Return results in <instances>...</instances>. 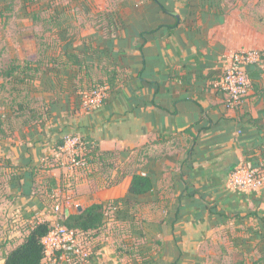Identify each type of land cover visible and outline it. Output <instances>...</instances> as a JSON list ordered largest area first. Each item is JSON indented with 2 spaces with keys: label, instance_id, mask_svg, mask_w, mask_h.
<instances>
[{
  "label": "crops",
  "instance_id": "crops-1",
  "mask_svg": "<svg viewBox=\"0 0 264 264\" xmlns=\"http://www.w3.org/2000/svg\"><path fill=\"white\" fill-rule=\"evenodd\" d=\"M60 2L59 13L76 8L91 17L84 18L85 26L94 22L73 46L88 45L93 37L92 54L86 49L96 71L91 79H103L111 61L119 74L103 105L89 109L81 97L87 89L75 92L74 71L47 64L36 74V92L29 98L39 105L31 108L47 105L49 115L40 121L31 115L26 125L12 112V100L21 98L0 100V121L8 120L10 133L0 135V168L9 178L8 210L23 218L17 223L23 239L32 223L55 219L53 206L61 200L66 217L94 204H122L108 212L104 227L89 233L92 264H214L216 249L262 247L264 195L234 190L230 176L246 160L264 166V69L247 68L251 89L239 110L228 106L219 84L228 56L264 50V1ZM23 5L29 11L24 22H34L44 4L24 0L17 9ZM6 7L0 0V15ZM102 12L113 20L105 34L100 27L106 23L98 20ZM1 40L0 70L7 57L28 58L20 48L12 56V42ZM61 50L66 49L35 46L34 53ZM6 84L0 77V92ZM69 135L113 153V168L97 167L93 175L71 171L59 145ZM135 175L148 177L153 189L131 195Z\"/></svg>",
  "mask_w": 264,
  "mask_h": 264
},
{
  "label": "trees",
  "instance_id": "trees-1",
  "mask_svg": "<svg viewBox=\"0 0 264 264\" xmlns=\"http://www.w3.org/2000/svg\"><path fill=\"white\" fill-rule=\"evenodd\" d=\"M34 2H40L44 4L45 0H36ZM57 2L60 3V0ZM60 4L62 5V3ZM45 6V4L42 5L41 9L45 8ZM51 6L54 7V11H56L59 5L58 3H55V0H52ZM74 10H76V8L65 9L63 12H60L59 14L54 16H58V18H60L62 14L66 15L70 13H75ZM1 13L2 11L0 9V14ZM98 20L100 21L99 25L103 23L107 24L102 25L100 27V31L104 34L106 32L109 33V29L113 21L112 14L102 12L100 15H98ZM54 38L58 40L54 41L53 43L57 45V48L52 47L49 49L59 50V48H62L66 50H61L60 53L52 56H44V58L46 59L44 62L34 59H26L24 61L14 59L10 61L7 67H4L0 70V77L10 81L13 80L15 82L19 80V82L26 83L25 85L30 86L32 89V86L36 82V74H38L44 66H47V64H52L57 68H62L65 70L72 69L74 71V76L76 79V82L74 84L75 92H81L85 89H89L90 87L95 88L97 87V84H99L98 87L107 86L109 90H113L116 88L117 76L119 73L116 71L115 63L113 61H111L110 63L113 67L112 69H110V66H107L106 68L102 69L104 76L103 79L98 80L97 83H94L95 80L91 79V70L94 68V66H92L91 63L88 61L86 49H88L90 54H92L91 48L92 44L94 43L93 37H91L88 42L91 45H87L86 43H84L85 41H83V45L77 46L75 48L73 47V45H69L70 41L73 39L72 36L68 37V33L66 30L58 29L57 35H55ZM64 45H69V47L64 48ZM85 76L87 77L86 83H84ZM12 90L16 91L15 89ZM35 90L33 92H36ZM31 91L32 90H30V92ZM12 103H14L11 105L13 114L19 113V115L16 117L21 118L20 121L25 125L30 122L29 117L31 115H34L33 119L36 121H40L43 119V116L49 115V112L46 109L47 105L40 106L39 109L31 108V106L25 108V106H23L22 103L17 102L15 98L12 100ZM7 122L8 120H6L5 122L0 121V135L5 138H8L10 136V133L7 130L6 126L8 125ZM64 143L65 141L63 140L59 145L62 147ZM86 143L87 144L85 148V158L89 166L85 168H80L75 172L91 173L90 175H93L95 172H99L93 170L98 169L97 167H99V170L102 172L105 171L106 167L107 169L113 168L114 165L113 163H111L112 159H115V155L113 153L100 152L97 148L90 145L88 142ZM61 157L64 161L66 160L64 154H61ZM44 163H46V161H44ZM152 189L153 183L148 177L142 175H135L130 186L129 193L133 196H141L149 193ZM120 207H122V204L120 202H110L108 204H94L83 211H79L76 214L67 217L64 222V225L67 226L70 230L84 232L89 235L90 232L99 231L102 227L107 224L106 217H108L109 209L113 211H119ZM49 232L50 228L49 223L47 222H34L29 225V228L27 229V234L25 235L22 243L17 245L13 250H11L7 254L4 264H45L46 255L43 239L49 234ZM225 249V247H222L221 251H223L224 253L226 251L229 252L227 249L226 251H224ZM241 252H245L251 255H253L254 252H257V254L255 255H258L259 257L256 258L255 256H252L250 259H243L239 262L237 261L238 263L236 262L234 264H264V245L262 247H256L254 249L248 248L245 251Z\"/></svg>",
  "mask_w": 264,
  "mask_h": 264
},
{
  "label": "built area",
  "instance_id": "built-area-1",
  "mask_svg": "<svg viewBox=\"0 0 264 264\" xmlns=\"http://www.w3.org/2000/svg\"><path fill=\"white\" fill-rule=\"evenodd\" d=\"M251 65H260L264 69V50L242 49L227 57V66L219 86L226 94L227 104L231 109L239 110L250 93L251 83L247 68ZM108 91L107 86H100L83 92L81 97L84 107L100 108ZM64 141L60 150L66 157V166L71 171L88 167L85 158L87 143L80 136L71 135L66 136ZM230 186L244 193L257 191L264 195V166L251 160L241 162L230 176ZM53 213L55 219L47 222L50 232L43 239L45 264H92L93 238L87 233L70 230L64 225L67 217L61 200L55 202Z\"/></svg>",
  "mask_w": 264,
  "mask_h": 264
},
{
  "label": "rangeland",
  "instance_id": "rangeland-1",
  "mask_svg": "<svg viewBox=\"0 0 264 264\" xmlns=\"http://www.w3.org/2000/svg\"><path fill=\"white\" fill-rule=\"evenodd\" d=\"M7 1V7L5 8V13L0 15V36L5 37L6 43L12 42L13 46V55L16 56L15 49L21 50V55L26 56L27 59L32 60L33 59H38L41 62H44L46 59L44 58L43 55H39L36 57L35 52V46L38 47L40 50H45L49 48H57V45L53 44L54 41L56 40L54 37L57 35V30H66L68 33V37L72 36V39L69 43V45L74 46V42H76L75 39H78L80 34L87 28L93 26L94 22L87 23L85 26V17L87 19H91L90 16L83 15L81 11L74 10L75 13H70L66 15L62 14L60 18L58 16H54L59 14L58 11L51 12L54 10V7L51 9L47 7L43 8L42 11H39V18L35 20L34 22L31 21V17L29 22H24L25 16L29 13L27 9L24 8V5L20 8L17 9L19 4L23 2L24 0H3ZM36 0H30V2H34ZM59 0H55V3H58L59 7H61L62 2H57ZM61 1V0H60ZM264 1V0H263ZM45 5H51L52 0H45L44 2ZM263 10H264V3H263ZM93 18V17H92ZM264 21V17H263ZM89 26V27H88ZM35 36L36 42L33 40V35ZM56 33V34H55ZM4 41H0V47L2 48V43ZM60 42V41H59ZM37 43V44H36ZM73 43V44H72ZM69 45H64V48H68ZM59 46V44H58ZM15 48V49H14ZM6 49V48H5ZM264 49V48H263ZM256 50V49H253ZM34 61V60H33ZM2 62H7L6 67L9 65L10 61L9 58H5ZM3 66L0 65V67ZM4 68V67H3ZM96 71L93 70L91 72L92 75H95ZM97 80L94 81V83L98 81V77L96 78ZM4 82L7 83L5 85L6 92H0V100L4 99V96L8 98L13 97H19L22 99L20 103H22L23 106L26 107H38L39 105L37 104L34 106V101L31 100L29 97L31 87L25 85L26 83L19 82L17 80L16 82L13 80H7L4 79ZM97 87L99 84L96 85ZM12 89H15L16 91H13ZM90 90L93 89V87L89 88ZM87 89V91L89 90ZM39 100V104L42 102L40 97H37ZM11 101V100H10ZM9 181V178L4 174V172L0 168V261L4 259V257L7 255L6 253L10 252L12 248L17 246L23 239L24 233L20 232L23 231L20 226H17V223L22 220L23 218L20 216V214H15V211H10L8 210V205L9 204V199L7 197V182ZM7 209V210H6ZM108 211H113V210H108ZM108 217L110 218V214H108ZM34 221H38L37 218L33 219ZM44 221V219H43ZM231 242V241H230ZM233 246H230V249ZM226 251V249L224 250ZM257 252H254L253 255L245 253V252H239L237 250H231L229 252H223L220 249H216V260L214 264H234L237 261H241L243 259L247 260L250 259L252 256H255L258 258ZM237 262V263H238Z\"/></svg>",
  "mask_w": 264,
  "mask_h": 264
},
{
  "label": "water",
  "instance_id": "water-1",
  "mask_svg": "<svg viewBox=\"0 0 264 264\" xmlns=\"http://www.w3.org/2000/svg\"><path fill=\"white\" fill-rule=\"evenodd\" d=\"M79 211H82V208H79Z\"/></svg>",
  "mask_w": 264,
  "mask_h": 264
}]
</instances>
